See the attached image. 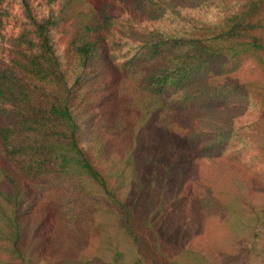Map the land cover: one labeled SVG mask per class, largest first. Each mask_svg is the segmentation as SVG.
Instances as JSON below:
<instances>
[{
  "label": "trees",
  "instance_id": "16d2710c",
  "mask_svg": "<svg viewBox=\"0 0 264 264\" xmlns=\"http://www.w3.org/2000/svg\"><path fill=\"white\" fill-rule=\"evenodd\" d=\"M79 1L63 5L65 20L75 15L64 62L51 32L59 18L50 16L33 20L0 70V264H223L238 248L177 246L159 223L180 200L202 225L215 217L236 236L264 224L213 186L224 163L264 187V0H200V16L158 3L160 20L145 30L141 54L121 65L107 47L109 17L80 11L77 22ZM246 64L263 78L237 79ZM81 99L104 109L89 140L72 106ZM236 100L257 117L222 125ZM193 121L209 130L195 131ZM199 146L215 173L202 177L207 183H182ZM37 181L52 188L67 228L86 223L93 241L55 242L51 257H41L25 221Z\"/></svg>",
  "mask_w": 264,
  "mask_h": 264
},
{
  "label": "rangeland",
  "instance_id": "374dc122",
  "mask_svg": "<svg viewBox=\"0 0 264 264\" xmlns=\"http://www.w3.org/2000/svg\"><path fill=\"white\" fill-rule=\"evenodd\" d=\"M66 0H0V70L10 65L12 52L16 48V39L27 29H33V20L42 21L50 16L59 18L57 26L53 27L51 32L55 42L58 55L64 62V57L68 43L71 40L75 15L67 21L62 15L63 5ZM200 0H80L77 2V22L81 18L79 12L83 11L91 18H104L106 15L110 19V31L105 34L107 47L111 55H116L118 65L127 60V57L137 53L141 54L139 46L144 39L145 30H151L155 24L159 23L160 13L155 12L158 3L163 5L171 4L183 11H189L191 14L200 16L202 11L199 5ZM75 2H72V6ZM141 3L146 5L142 8ZM74 7V6H73ZM253 78H263L254 67L245 66L237 79L246 81ZM225 109L231 114L222 115L218 118L220 123H246L254 120L257 114L254 108L245 101H230ZM74 113L82 120L83 136L89 138L93 132L102 127L101 120L103 108L98 102L90 103L88 99H81L72 104ZM88 116L85 121L83 116ZM206 120V119H204ZM191 127L195 131L205 132L209 130L206 124L193 121ZM150 138L155 134L149 133ZM201 147L194 148L189 158V168L186 178H182V183L186 179L187 184L197 181L207 183L202 180L211 172L209 161L199 158ZM241 163L242 162H238ZM237 166H241L235 163ZM224 171L221 174H214L216 181L213 183L214 189L219 193L223 192L225 201L233 199L234 195L239 197V207L247 211V216L255 210L264 217V187L259 183L251 181L244 172H238L229 164H222ZM220 167V165L218 164ZM217 166V167H218ZM222 167V166H221ZM242 167V166H241ZM242 180L243 185L237 183V179ZM198 179V180H196ZM251 183V185L249 184ZM253 183V184H252ZM29 187L33 189L35 201L34 210L25 221L29 226V239L33 238L35 244L41 247L38 250L41 257H51L54 253L55 242L63 243L68 239L77 236L93 237L90 233V226L86 223L77 225L73 230L66 226V221L59 216V201L49 197L51 187L46 186L44 182H31ZM182 188V186H181ZM180 188V189H181ZM252 188L260 191L259 194L252 193ZM186 188L184 187V191ZM183 191V192H184ZM180 195V194H179ZM58 197V196H57ZM58 199V198H57ZM169 216L165 220H160L161 231L166 238L177 246H188L193 249H201L207 254L216 250L233 251V248H239L234 257L223 260V264H264V224L255 225L248 234L244 230L241 234L235 235L229 229L228 224L220 222L212 217L202 225V218L199 214L192 212L189 205L184 201H176L173 204ZM254 217V216H253ZM164 219V218H163ZM254 219V218H253ZM217 221L219 224H216ZM255 223V222H254ZM253 224H251L252 226ZM234 238L238 237L235 241ZM32 240V239H31ZM235 243H234V242ZM234 244V245H233ZM52 245V246H51ZM54 247V249H53ZM242 247V248H241ZM60 247H56V250ZM246 252V253H244ZM217 263V261L214 262Z\"/></svg>",
  "mask_w": 264,
  "mask_h": 264
}]
</instances>
